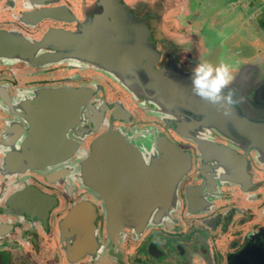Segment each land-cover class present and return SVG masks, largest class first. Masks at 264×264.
Instances as JSON below:
<instances>
[{
    "label": "flooded vegetation",
    "instance_id": "1",
    "mask_svg": "<svg viewBox=\"0 0 264 264\" xmlns=\"http://www.w3.org/2000/svg\"><path fill=\"white\" fill-rule=\"evenodd\" d=\"M150 1L0 0V264H264V152L230 124L222 132L188 116L179 101L155 100L134 65L107 64L112 55L137 53L142 36L128 25L140 18L155 65L186 74L203 64L177 50L196 42L171 13L178 3L159 0L153 10ZM226 68L221 88L241 115L264 121V62L249 66V75ZM69 105L78 118L61 121L57 114L70 113ZM192 122L199 125L189 128ZM107 129L137 149L104 150L108 172L93 188L81 161ZM160 136L190 163L171 206L152 209L142 228L109 226L106 203L132 201L143 168L165 153Z\"/></svg>",
    "mask_w": 264,
    "mask_h": 264
},
{
    "label": "water",
    "instance_id": "2",
    "mask_svg": "<svg viewBox=\"0 0 264 264\" xmlns=\"http://www.w3.org/2000/svg\"><path fill=\"white\" fill-rule=\"evenodd\" d=\"M137 23L141 25V27ZM142 23V19L140 18L139 20H134V25H128V28L139 31L138 35L142 36L139 38V47L137 45L134 50L137 51V53L132 52L130 56L125 57L112 55L110 58H106L107 60L105 59L107 64L110 65V63L114 64L117 62L122 64L121 67L127 64L134 65V68L140 70L142 77L145 78V84L143 85L151 87V90H156L154 91V95L152 94L155 100H162L163 96H166L173 101H179L178 108L187 111L188 116L196 113L200 116V122H203L202 124H211V126L218 128L220 131L224 128L226 130L227 125L230 124L235 133H239L246 138L245 142H255V144L259 146V149L264 152V121L258 122L241 115L238 107H236L231 99L229 92L223 88H220L219 91L212 96L201 94L202 92H209L210 89H208L207 86L202 90L198 89V86L193 82L196 73L184 74L178 72L170 65H162L160 62L155 65L158 61L156 53L152 48L147 46L146 42H143V39H149L151 34L145 25L142 27ZM136 72L133 73L134 78L140 80V76ZM140 83L141 87H143L141 80ZM155 84L159 85V87H154ZM162 89H164L165 92L163 95ZM67 91L70 96L73 95V93L76 94L74 89H72V91ZM64 94L65 93H62V91L55 92L57 97L64 96ZM68 108L70 113L64 111L63 113L60 112V114H57L61 121L64 119L65 121L71 119L72 116L76 119L78 118L77 106H74L75 109H73V107L69 105ZM191 111H193V113H190ZM72 112H75V114ZM173 114L176 119L174 121L176 123L179 122L178 112L174 111ZM182 123L179 125H182ZM196 125H199V122H192L188 126L192 128ZM226 132L228 131L226 130ZM159 143L158 147L162 149L165 148V153L160 154L161 159L156 161H160V163H154V165L143 168L141 172L145 174V183H143L141 187L135 186V184L131 186L132 189L130 191L133 192L132 201L128 204H119L110 201L106 203L109 226H114L117 222L120 223L118 226L121 224H129L136 228H142L145 226L149 212H151L152 209L158 207L162 210L171 206V192L175 181L184 174L190 163L187 158L188 156H186L185 153H183L184 156H182L181 150L174 143L169 142L168 139L165 140L163 136H160ZM89 147L90 151L88 155L81 161V170L86 183L93 188L96 187L100 171L102 173V177H100L102 180L105 179L104 174L108 172L109 162L104 161L103 158H109L111 154L104 150L118 147L133 149L136 152L137 149V146L127 141L124 135L117 129H107L99 136L92 139ZM105 152H107L108 155L105 154ZM68 154L69 151H64V153L60 155V159L68 156ZM100 157L102 158L101 167L99 165ZM159 174L160 176L158 177ZM158 186L160 188V194L157 192L155 193L156 187ZM135 195L136 198H134Z\"/></svg>",
    "mask_w": 264,
    "mask_h": 264
},
{
    "label": "rangeland",
    "instance_id": "3",
    "mask_svg": "<svg viewBox=\"0 0 264 264\" xmlns=\"http://www.w3.org/2000/svg\"><path fill=\"white\" fill-rule=\"evenodd\" d=\"M171 1L178 3L171 13L178 14L189 42L196 39L194 45L191 43L192 49L179 46L178 51L190 50L213 71L220 64L229 68L234 65L249 75V66L260 59L264 62V0H170L166 7ZM157 3L159 0H151L148 5L156 10ZM172 15L171 19H176ZM157 30L165 33L166 39H173L162 28ZM243 83H247L245 79Z\"/></svg>",
    "mask_w": 264,
    "mask_h": 264
},
{
    "label": "clouds",
    "instance_id": "4",
    "mask_svg": "<svg viewBox=\"0 0 264 264\" xmlns=\"http://www.w3.org/2000/svg\"><path fill=\"white\" fill-rule=\"evenodd\" d=\"M196 75L194 76V84L198 86L199 90H202L207 86L210 89L209 92H202L201 94L212 96L217 93L219 89L227 84L230 77L227 76V68L224 64H220L215 69V76L211 73L213 69L210 65L201 64L194 69Z\"/></svg>",
    "mask_w": 264,
    "mask_h": 264
}]
</instances>
